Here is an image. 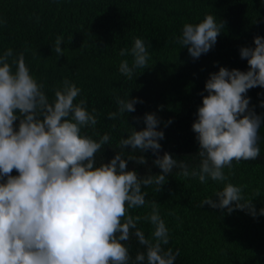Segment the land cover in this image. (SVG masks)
I'll return each instance as SVG.
<instances>
[{
  "label": "clouds",
  "instance_id": "obj_1",
  "mask_svg": "<svg viewBox=\"0 0 264 264\" xmlns=\"http://www.w3.org/2000/svg\"><path fill=\"white\" fill-rule=\"evenodd\" d=\"M224 26V21L206 14L197 24L185 23L175 42L197 60L215 46ZM133 40L131 48L119 52L121 57L132 58L131 62L121 60L118 66L129 80L137 69L149 68L151 59L144 41ZM62 43L63 37L58 36L54 45L57 57L64 56ZM253 44L239 49L247 71L220 67L209 73L204 85L207 95L200 94L202 105L192 124L200 158L192 168L168 152L160 155V141L165 136L158 130L161 120L154 112L144 114L142 130L132 128L127 138L119 140L120 152L97 166L96 154L111 137L95 131L97 112L87 110L86 98L74 103L82 89L65 78L54 87L50 101L45 85L30 74L24 53L6 49L0 55V264H174L179 249L165 250L169 229L159 204L146 200L147 193L142 191L155 185L160 192L174 169L184 179L223 185L213 194L216 200L205 197L197 207L209 205L228 214L241 210L254 218L264 215V208L257 213L252 202L260 196L258 188L253 198H246L247 185L228 182L234 175L233 161L255 160L260 154L262 116L255 106L250 107L247 92L264 89V37L255 36ZM115 100L117 110L108 113L110 120L135 112V105L143 103L129 98V93ZM259 107L264 108V100ZM171 123L169 119L165 127ZM84 129H92V136L98 139L82 134ZM125 147L132 152L151 151L156 157L153 165L161 171L139 176L135 170H127L128 161L147 165V159L144 155L125 158ZM13 170L18 175H12ZM141 207L150 211L143 216L129 214ZM168 214L176 215L174 210ZM176 218L179 220L178 215ZM141 220L151 225L150 238L137 227ZM133 237L145 249L137 252L135 260L126 246Z\"/></svg>",
  "mask_w": 264,
  "mask_h": 264
},
{
  "label": "trees",
  "instance_id": "obj_2",
  "mask_svg": "<svg viewBox=\"0 0 264 264\" xmlns=\"http://www.w3.org/2000/svg\"><path fill=\"white\" fill-rule=\"evenodd\" d=\"M206 14H213L225 26L215 46L193 60L175 37L181 35L185 23L197 24ZM257 35L264 37V0H0V55L8 48L14 54L23 52L30 74L45 85L50 101L54 87L67 78L82 89L74 103L86 98L87 110L96 109L95 131L111 137L96 154L97 166L120 152L119 140L127 138L132 128L142 130V117L154 112L161 120L158 130L165 136L160 141V155L168 152L190 168L196 167L199 145L192 124L202 105L200 94L207 95L204 85L209 73L218 72L220 67L247 71V61L240 58L239 49L254 47ZM58 36L63 37L64 56L60 57L54 51ZM134 37L144 41L151 59L149 68L137 69L129 80L119 73L118 66L121 60L131 62L132 58L121 57L119 52L131 48ZM128 93L129 98H139L143 103L135 105V112L108 119V113L117 110L115 97L125 98ZM258 93L264 89H250L247 96L250 107L255 106V112L262 116L260 154L255 160L233 161L234 175L228 181L247 185L246 198H253V191L260 190V196L252 201L257 213L264 208V108L259 107L264 96ZM134 117H140V122ZM169 119L172 123L165 127ZM92 131L84 129L82 134L92 136ZM129 155H144L147 165L128 161L127 170H135L139 176L161 171L153 165L156 157L151 151L132 152L125 147L123 156ZM177 172L173 170L158 193L155 185L142 188L146 200L159 204L169 229L165 250L179 249L174 264H264V215L254 218L241 210L228 214L209 205L197 207L205 197L216 200L213 194L223 185L212 181L201 184ZM12 175L18 173L13 170ZM170 210L176 215H169ZM149 211L141 207L129 210V214L143 216ZM137 227L150 238L149 223L141 220ZM126 246L132 260L137 252L145 251L134 237Z\"/></svg>",
  "mask_w": 264,
  "mask_h": 264
}]
</instances>
